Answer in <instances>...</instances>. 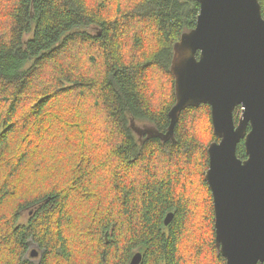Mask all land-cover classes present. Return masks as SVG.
<instances>
[{
	"label": "trees",
	"instance_id": "obj_1",
	"mask_svg": "<svg viewBox=\"0 0 264 264\" xmlns=\"http://www.w3.org/2000/svg\"><path fill=\"white\" fill-rule=\"evenodd\" d=\"M199 14L197 0H0V264H33L30 240L40 264L136 251L140 264H227L205 180L211 107L184 110L175 141L131 127L167 132L174 45Z\"/></svg>",
	"mask_w": 264,
	"mask_h": 264
},
{
	"label": "water",
	"instance_id": "obj_2",
	"mask_svg": "<svg viewBox=\"0 0 264 264\" xmlns=\"http://www.w3.org/2000/svg\"><path fill=\"white\" fill-rule=\"evenodd\" d=\"M196 27L174 45L175 105L166 133L141 127L139 138L175 141L181 113L209 105L214 134L205 180L215 210V244L227 264H264V18L259 0H197ZM241 117L235 119V110ZM250 128V130H249ZM244 141L246 159L237 155ZM174 218L165 219L168 226ZM33 251V256L37 255ZM137 253L130 264H140Z\"/></svg>",
	"mask_w": 264,
	"mask_h": 264
},
{
	"label": "flooded vegetation",
	"instance_id": "obj_3",
	"mask_svg": "<svg viewBox=\"0 0 264 264\" xmlns=\"http://www.w3.org/2000/svg\"><path fill=\"white\" fill-rule=\"evenodd\" d=\"M26 220H27L26 217H21L20 218V223H24ZM29 244H30V246H29L28 252H27V254L25 256L26 260H29L33 264H40L42 262L44 250L36 242H34L33 240H30ZM32 247H37V248L42 250V253H41V256H40V259H39L38 262L35 261V260L39 257V252L37 251L38 252L37 255L33 256L32 255L33 254V250L30 252V249ZM137 253H140V252L136 251L135 254H137Z\"/></svg>",
	"mask_w": 264,
	"mask_h": 264
},
{
	"label": "rangeland",
	"instance_id": "obj_4",
	"mask_svg": "<svg viewBox=\"0 0 264 264\" xmlns=\"http://www.w3.org/2000/svg\"><path fill=\"white\" fill-rule=\"evenodd\" d=\"M237 115L240 117L241 116V110L240 111H237ZM139 126H141V127H144V126H147V127H152L153 128V125H151V124H149V123H140V124H138ZM141 138H144V136L143 137H141ZM34 251V250H36V251H38L39 252V257L35 260V261H39V259H40V256H41V253H42V250L41 249H39V248H37V247H32L31 249H30V252L31 251Z\"/></svg>",
	"mask_w": 264,
	"mask_h": 264
},
{
	"label": "bare ground",
	"instance_id": "obj_5",
	"mask_svg": "<svg viewBox=\"0 0 264 264\" xmlns=\"http://www.w3.org/2000/svg\"><path fill=\"white\" fill-rule=\"evenodd\" d=\"M135 256V255H134ZM133 259V258H132Z\"/></svg>",
	"mask_w": 264,
	"mask_h": 264
}]
</instances>
